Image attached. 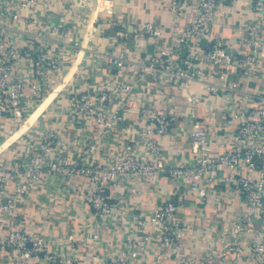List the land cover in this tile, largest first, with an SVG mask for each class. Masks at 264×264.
<instances>
[{
	"label": "crops",
	"instance_id": "obj_1",
	"mask_svg": "<svg viewBox=\"0 0 264 264\" xmlns=\"http://www.w3.org/2000/svg\"><path fill=\"white\" fill-rule=\"evenodd\" d=\"M167 4V0H0L1 41L19 51L11 78L32 84L23 101L30 109L22 118L0 112V170L8 174L7 195L16 194L20 183L27 187L13 210L0 217V239L22 226L32 235L52 240L54 249L64 255L76 250L78 260L71 264H104L110 253L131 249L138 252L136 264L208 257V264H249L245 249L251 235L236 232L232 224L245 218L244 198L230 189L224 165L216 166L214 178L200 181L198 188L207 191L203 199L162 170L134 182L120 178L109 183L107 196L119 204L104 221L84 200L89 188L86 176L45 168L42 177L32 179L25 172L30 151L51 128L55 137L46 165L84 163L82 150L90 140L98 141L97 164L109 165L132 149L137 157L147 155L139 133L153 126L141 113L142 106L151 114L163 112L172 119L168 133L151 135L161 146L164 166L195 165L200 154L192 145L195 131L210 136L208 155L231 150L230 137L236 129L232 114L244 109L243 93H264V49L253 64L254 73H245L233 60L227 67L200 65L203 81L192 83L164 74L143 75L146 59L174 40L175 22ZM220 9V17L211 26L212 37L225 42L229 55L240 58L249 51L248 30L259 14L251 10V0H234ZM13 15L18 18L14 20ZM145 22L152 23L159 35H141L139 26ZM45 51L52 54L54 67L39 60ZM119 58L125 59L121 67L114 65ZM209 72L225 73L237 89L229 95L208 93ZM36 84H40L38 92ZM118 88V94L126 96L122 103L118 95L111 101L100 99L104 89ZM87 89L96 95L94 105L108 118L107 126L96 117L78 119L72 112L70 98ZM3 98L5 93L0 94ZM243 172L259 179L257 170ZM167 200L178 204L173 217L177 239L169 244L158 229L141 230L135 225L136 220L153 216L158 204ZM260 224V219H254L252 228ZM234 244L239 245L240 256L226 250ZM0 264H15L13 253L0 249Z\"/></svg>",
	"mask_w": 264,
	"mask_h": 264
},
{
	"label": "built area",
	"instance_id": "obj_2",
	"mask_svg": "<svg viewBox=\"0 0 264 264\" xmlns=\"http://www.w3.org/2000/svg\"><path fill=\"white\" fill-rule=\"evenodd\" d=\"M234 0H167V11L173 16L174 40L161 49L160 54L149 56L143 64V75L154 76L167 75L171 79L177 78L188 83L203 81L201 70L202 64H213L215 66L227 67L233 60L243 67L245 73H254L253 64L258 55L264 49V0H251V10L259 14L258 20L248 30L247 44L249 51L240 58H234L226 51L225 42L212 37L211 26L221 15V5ZM3 11L0 10V16ZM17 19V15L12 16ZM141 35L155 37L159 30L150 22L142 23L139 26ZM3 28L0 26V94L5 93L6 99L0 100V112H7L17 119L22 118L23 112L30 109L23 102L25 93L31 83L24 79H12L11 69L14 61L18 59L19 51L15 45L4 44L1 41ZM40 61L47 65L55 66L52 54L45 51L40 54ZM125 59L119 58L114 65L121 67ZM205 89L208 93L230 94L237 89V85L229 84L227 76L223 72H209ZM36 92L40 84L33 85ZM120 88L100 93L102 101H111L118 95L121 103L126 96L118 94ZM38 94V93H37ZM245 102L244 109L232 114L236 123V129L230 137L232 148L225 154L210 156L206 151V142L210 136L206 132L195 131L192 135V145L198 155L195 165L189 167L183 164L164 166L161 163V146L151 138L153 133L165 135L171 127L172 119L163 112L150 113L142 106L141 113L148 116L149 124L153 128H146L139 133V143L148 153L137 157L132 149L125 152L119 159L109 165H101L95 162L97 140H90L83 148L84 163H50L48 152L54 144V129L46 131L41 137L38 145L30 151V162L26 168V175L32 179L42 177L45 168L50 171H64L75 173L78 176L88 178L89 188L84 195L86 203L91 205L102 221L108 219L115 204L107 196V185L124 178L134 182L141 177L156 175L158 171H166L180 185L185 186L202 199L207 196L204 188H198L202 179L208 182L214 178V170L217 165H224L228 168L227 180L230 189L244 198L245 218L233 221V228L238 233H249L251 239L246 247V260L249 264H264V93L250 94L243 93ZM96 95L91 90H84L76 93L70 98V106L78 119L85 117H96L100 125L107 126L108 118L100 113L94 102ZM155 128V129H154ZM154 129V130H153ZM244 169L257 170L259 179L254 180L245 175ZM213 174V175H211ZM7 173L0 170V217L11 212L16 202L27 192V187L20 183L16 188V194L8 197L6 190ZM21 182L22 179H20ZM159 207V208H158ZM153 216L141 218L135 221V225L143 230L158 229L162 233L165 244L172 243L177 239L176 226L173 217L178 204L173 200H167L158 204ZM254 219H260V227L252 228ZM135 227V226H134ZM138 230V229H137ZM134 241L139 237H133ZM58 243H61L59 240ZM52 240L42 235H32L22 226L10 229L0 239V249L13 253L15 264H71L78 260L76 250L70 254H63L55 250ZM226 250L234 251L240 256L239 245H228ZM224 253V251H222ZM138 252L131 249L124 253H110L104 264H136L135 259ZM162 257L157 255V258ZM95 258H98L95 256ZM210 257L201 259H178L174 264H208Z\"/></svg>",
	"mask_w": 264,
	"mask_h": 264
}]
</instances>
